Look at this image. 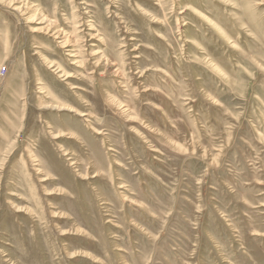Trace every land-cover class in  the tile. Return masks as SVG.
Segmentation results:
<instances>
[{
	"label": "rangeland",
	"instance_id": "obj_1",
	"mask_svg": "<svg viewBox=\"0 0 264 264\" xmlns=\"http://www.w3.org/2000/svg\"><path fill=\"white\" fill-rule=\"evenodd\" d=\"M0 264H264V0H0Z\"/></svg>",
	"mask_w": 264,
	"mask_h": 264
},
{
	"label": "bare ground",
	"instance_id": "obj_2",
	"mask_svg": "<svg viewBox=\"0 0 264 264\" xmlns=\"http://www.w3.org/2000/svg\"><path fill=\"white\" fill-rule=\"evenodd\" d=\"M5 73L4 72H1V75H4ZM66 108V107H65Z\"/></svg>",
	"mask_w": 264,
	"mask_h": 264
},
{
	"label": "built area",
	"instance_id": "obj_3",
	"mask_svg": "<svg viewBox=\"0 0 264 264\" xmlns=\"http://www.w3.org/2000/svg\"><path fill=\"white\" fill-rule=\"evenodd\" d=\"M5 71V69L3 70V72Z\"/></svg>",
	"mask_w": 264,
	"mask_h": 264
}]
</instances>
